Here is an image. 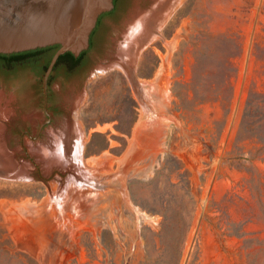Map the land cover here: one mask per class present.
Wrapping results in <instances>:
<instances>
[{
  "label": "rangeland",
  "instance_id": "374dc122",
  "mask_svg": "<svg viewBox=\"0 0 264 264\" xmlns=\"http://www.w3.org/2000/svg\"><path fill=\"white\" fill-rule=\"evenodd\" d=\"M167 4L138 44L129 37L133 77L97 64L63 93L53 78L44 139L28 133L46 118L41 69L0 67L6 145L28 165L23 176L0 168V264H264V0ZM146 105L162 115L161 144L135 140ZM69 119L83 133L80 165L100 167L71 229L47 204L70 171L40 150Z\"/></svg>",
  "mask_w": 264,
  "mask_h": 264
},
{
  "label": "bare ground",
  "instance_id": "6f19581e",
  "mask_svg": "<svg viewBox=\"0 0 264 264\" xmlns=\"http://www.w3.org/2000/svg\"><path fill=\"white\" fill-rule=\"evenodd\" d=\"M149 1L152 2L150 7L148 8L147 6V8H144L142 6V3H147ZM167 3L168 0H146V2H144L143 0H138L136 7L131 11L130 18L128 19L125 25L126 35L125 32L124 35L126 41L130 40L129 37H131L135 33L136 36L134 38L135 39L134 43L138 44L139 40H141V38L143 37V34H147L150 31L151 26L159 21L161 17L160 15L162 14L165 7L168 5ZM132 40L133 39H131L130 42ZM132 50H133L132 43L120 44V46L118 45V53L115 56V59L112 61L111 65L112 66L123 65V62H125L124 64L129 63V60L127 58H124V55L130 53ZM164 86L162 84L159 88L161 89V87ZM165 94L166 97L169 96V93L166 92ZM75 101L77 100H74L73 103L76 104ZM11 115H13V112H12V108L10 107L9 101L6 99L4 94L0 92V148L1 151L4 153L3 157L0 156V166L2 167L4 165L9 170L12 171L16 170L15 174L28 175L25 166L23 165L20 166L19 164L18 167L15 166L14 155L12 152H10L11 150L10 151L8 150L9 148L6 145L8 138L5 132L3 131L4 125L2 121H4V118L10 117ZM162 121H163L162 115H156L155 111L150 112L149 107L146 105L145 112H143V115L138 122L137 130L135 134L136 139L135 138L134 139L138 140L139 143L144 144L146 138H150L153 134L156 133V139L154 138L155 139L154 140L152 138V141L153 140L156 141L155 142L156 145L158 143L161 144L164 138L163 136L164 124ZM161 123L162 126L160 129L158 128V126H160ZM149 140L147 142H150ZM82 145H83V133L81 127L78 125L76 121H74L73 119H69L68 122L62 128V130L53 131V133H51L50 135V139L48 143L45 146L43 145L42 147H40V150L42 151V156L45 157L46 161L49 164L59 163L62 164L66 169H69L70 171V176L64 187L58 192H56L55 195H53V197L50 198V201H48L49 198L47 200L49 202V203L47 202L48 207H51L53 209L55 214V220L58 221V224L62 225L63 227H68L69 229H71L72 227L71 223H69V221H71V216L85 214L86 211L84 205L87 202L86 200L89 199L90 197L93 199L95 198L93 184H95L96 179L94 178L99 175L98 170H100L99 169L100 167L97 170L96 169L87 170L85 168L84 169L82 168V166L80 165ZM138 145L139 144H137V146ZM133 148L136 147L133 146ZM129 151L131 152L132 150ZM139 152L140 150L137 151L134 150L133 155ZM156 152L157 149L155 147L152 156L156 155L155 154ZM106 159H108L107 156ZM94 161H97L101 166V164L103 165L104 162H106L107 160L105 161L104 159H94ZM86 216L88 215L86 214ZM139 216L141 217L142 220L155 221L154 216L145 211H141Z\"/></svg>",
  "mask_w": 264,
  "mask_h": 264
},
{
  "label": "water",
  "instance_id": "95a60500",
  "mask_svg": "<svg viewBox=\"0 0 264 264\" xmlns=\"http://www.w3.org/2000/svg\"><path fill=\"white\" fill-rule=\"evenodd\" d=\"M113 7L114 0H0V53L60 45L43 74L47 111L49 79L59 57L68 51L79 56L87 49L99 16ZM48 121L50 118L41 124L36 135ZM19 164L28 167L24 161ZM0 168L4 174L10 173L4 165Z\"/></svg>",
  "mask_w": 264,
  "mask_h": 264
},
{
  "label": "flooded vegetation",
  "instance_id": "af4514ba",
  "mask_svg": "<svg viewBox=\"0 0 264 264\" xmlns=\"http://www.w3.org/2000/svg\"><path fill=\"white\" fill-rule=\"evenodd\" d=\"M133 0H114V7L108 11L103 12L98 19L96 27L93 29L90 37V45L87 49L84 50V54L82 58L77 62H70L69 60H62L57 65H55L53 72L51 73L49 79V104H48V111L45 109V120L50 118V121L44 124L42 131L36 135L28 131L31 135H36L34 141L44 139V129L52 125L54 123L57 110H54L50 106L51 100V84L52 80L55 77L57 81V85H55L56 90L59 93H63L69 87H80L84 84V81L88 80L91 71L94 69V66L100 64L101 66L105 67L107 73L114 72L116 67L121 71H123L126 75H131L133 77L132 71V55L133 52L136 50L133 46V50L124 55V58L129 60V63L123 65H114L112 67L111 61L115 59V56L118 53V45L120 44H128L130 40L123 41L124 38V31L125 25L128 19L130 18L129 12ZM138 2V1H137ZM137 4V3H136ZM144 8L147 7V3H142ZM127 20V21H126ZM124 21L125 25H124ZM123 60V59H121ZM111 62V63H110ZM45 63V62H43ZM0 67L1 69L8 71L17 68H24L26 66L22 65L21 63H16L15 65H8L0 60ZM67 84V85H66ZM43 123V122H42ZM41 123V124H42ZM39 125V127L41 126ZM13 134L16 133L15 129H12ZM25 131L21 133L23 140Z\"/></svg>",
  "mask_w": 264,
  "mask_h": 264
},
{
  "label": "trees",
  "instance_id": "16d2710c",
  "mask_svg": "<svg viewBox=\"0 0 264 264\" xmlns=\"http://www.w3.org/2000/svg\"><path fill=\"white\" fill-rule=\"evenodd\" d=\"M59 46V44H54L21 52L0 53V60L8 65L21 63L24 66H32L34 69H41L42 74H44L52 55ZM83 54L84 51L79 56H76L72 51H68L59 57L57 64L64 59L70 62H77L82 58ZM42 60H44L45 63H42Z\"/></svg>",
  "mask_w": 264,
  "mask_h": 264
}]
</instances>
